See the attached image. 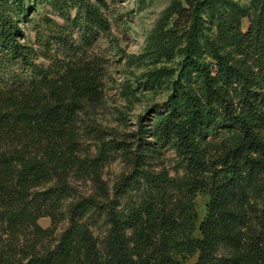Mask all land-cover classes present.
<instances>
[{
    "label": "trees",
    "instance_id": "trees-1",
    "mask_svg": "<svg viewBox=\"0 0 264 264\" xmlns=\"http://www.w3.org/2000/svg\"><path fill=\"white\" fill-rule=\"evenodd\" d=\"M25 1L0 0V264H264V0H173L150 50L179 57L164 111L93 159L76 139L85 106L102 101V66L70 55L49 24L38 47L21 42ZM50 4L87 45L110 32L104 0ZM114 154L129 171L109 189L101 169ZM76 172L96 194L73 198ZM198 195L210 199L201 222Z\"/></svg>",
    "mask_w": 264,
    "mask_h": 264
},
{
    "label": "rangeland",
    "instance_id": "rangeland-1",
    "mask_svg": "<svg viewBox=\"0 0 264 264\" xmlns=\"http://www.w3.org/2000/svg\"><path fill=\"white\" fill-rule=\"evenodd\" d=\"M235 1L250 7L251 0ZM50 2L52 0L25 1L28 15L18 19L23 32L20 41L38 47L36 31L42 30L48 35L45 26L49 24L55 30H61L72 43L74 48L70 55L80 57L85 62L95 60L101 64L102 101L85 106L80 115V133L76 139L81 159L97 158L103 142L134 141L141 129L147 128L141 125H148L154 114L163 112V105L173 93L179 57L158 62L150 53L156 31L173 0H104V13L110 23V32L101 33L89 45L82 40L83 32L68 23L66 16L61 15ZM75 15L76 11L71 10L70 19H74ZM49 20L50 23L47 22ZM248 27L249 21L245 19L243 31ZM59 54L61 58L64 56L63 51H59ZM178 160L174 150H163V164L172 174L178 168ZM128 171L123 157L114 154L101 169L102 180L112 189L119 177ZM69 181L74 199L97 193L93 181L83 174L76 172ZM209 202L208 197L201 195L195 200L200 222L206 216ZM200 222L193 234L196 238H201L198 230ZM39 225L48 229L51 221L43 218ZM64 226L61 224L60 228ZM106 229L102 224L92 227L99 240L105 236ZM196 260L197 257L190 258L185 264H193Z\"/></svg>",
    "mask_w": 264,
    "mask_h": 264
}]
</instances>
